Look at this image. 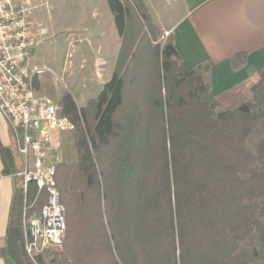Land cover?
<instances>
[{
	"label": "trees",
	"instance_id": "1",
	"mask_svg": "<svg viewBox=\"0 0 264 264\" xmlns=\"http://www.w3.org/2000/svg\"><path fill=\"white\" fill-rule=\"evenodd\" d=\"M107 2L122 44L96 97L59 102L75 157L56 175L67 235L43 264H264V70L215 96L208 66H189L173 37L157 44L142 0ZM0 156L16 173L11 150ZM26 198L18 186L1 251L15 264H32Z\"/></svg>",
	"mask_w": 264,
	"mask_h": 264
},
{
	"label": "built area",
	"instance_id": "2",
	"mask_svg": "<svg viewBox=\"0 0 264 264\" xmlns=\"http://www.w3.org/2000/svg\"><path fill=\"white\" fill-rule=\"evenodd\" d=\"M44 32L32 0H0V112L25 164L14 177L22 179L25 198L33 184L34 201H43L33 215L29 214L33 202L24 201L23 247L32 264H43L45 253L61 248L67 235V206L56 180L60 163L50 155L59 151L61 135L74 130L61 107L35 87L43 71L33 59Z\"/></svg>",
	"mask_w": 264,
	"mask_h": 264
},
{
	"label": "rangeland",
	"instance_id": "3",
	"mask_svg": "<svg viewBox=\"0 0 264 264\" xmlns=\"http://www.w3.org/2000/svg\"><path fill=\"white\" fill-rule=\"evenodd\" d=\"M35 16L44 29L33 64L42 74L35 87L42 96L59 104L61 97L71 94L80 108L96 97L112 78L122 38L119 35L107 0H32ZM157 34V44L163 45L172 35L180 0H142ZM61 107V106H60ZM73 132L61 135L59 151L51 153L58 163L75 157ZM14 141V139H13ZM14 147L16 149L15 141ZM17 171L25 164L19 152ZM22 188V179L17 177ZM42 200L33 201L30 215L37 214ZM68 214V210H67ZM23 221V216H22ZM23 224V223H22ZM50 250L44 255L49 263Z\"/></svg>",
	"mask_w": 264,
	"mask_h": 264
},
{
	"label": "crops",
	"instance_id": "4",
	"mask_svg": "<svg viewBox=\"0 0 264 264\" xmlns=\"http://www.w3.org/2000/svg\"><path fill=\"white\" fill-rule=\"evenodd\" d=\"M172 25L175 47L191 67L208 66L211 91L218 96L240 84L256 83L264 70V0H180ZM242 64L234 67L233 58ZM11 129L0 112V147L17 154ZM18 171H16L17 173ZM4 174L0 156V264L6 247L17 179Z\"/></svg>",
	"mask_w": 264,
	"mask_h": 264
}]
</instances>
